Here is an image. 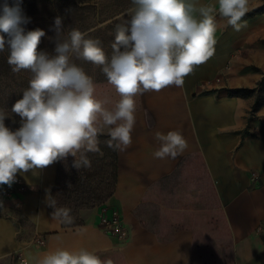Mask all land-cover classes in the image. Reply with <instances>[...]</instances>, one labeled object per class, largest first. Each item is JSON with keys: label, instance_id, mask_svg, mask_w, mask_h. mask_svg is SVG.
<instances>
[{"label": "crops", "instance_id": "0c3cea01", "mask_svg": "<svg viewBox=\"0 0 264 264\" xmlns=\"http://www.w3.org/2000/svg\"><path fill=\"white\" fill-rule=\"evenodd\" d=\"M263 4L249 0L242 20L246 26L238 32L217 16L214 55L185 78L183 87L135 98L132 145L118 151L117 187L106 202L122 213L129 231L126 239L101 228V205L80 211L81 226L65 228L52 218L46 196L55 187L58 161L35 173H17L16 181L26 186L17 196L19 208L13 199L0 196V262L36 264L46 252L83 248L102 262L109 258L106 252L113 251L126 264H208L203 255L212 253L209 240L217 239L213 249L220 264H264V104L253 111L256 93L229 94L255 88L264 78V43L258 27L242 37L244 28L255 26L264 15L249 13ZM93 81L100 85L95 94L105 95L111 109L120 99L114 87L107 79ZM170 130H179L188 148L175 159L154 158L160 146L155 133ZM100 135L109 136L107 129ZM197 171L191 182L188 174ZM253 172L259 175L255 182ZM211 210L223 212L230 237L222 238L219 220L212 222L216 236L197 235L194 223L210 228L205 211ZM38 237L44 238V245L36 243Z\"/></svg>", "mask_w": 264, "mask_h": 264}, {"label": "clouds", "instance_id": "9594fccd", "mask_svg": "<svg viewBox=\"0 0 264 264\" xmlns=\"http://www.w3.org/2000/svg\"><path fill=\"white\" fill-rule=\"evenodd\" d=\"M22 0L0 5V52L9 51L7 63L13 73L29 71V87L11 107L21 126L5 125L7 113L0 109V185L11 187L17 173H34L55 162L74 158L73 167L90 168L87 153H100L98 136L107 129V146L126 151L132 145L136 123V100L148 92L170 86L183 87L185 78L207 62L215 52L217 16L235 31L248 11L249 0H216V4L197 5L196 0H132L127 18H118L112 54L106 55L99 39L73 28L67 37L62 18L54 20V55L40 51L44 30L25 31L30 22L21 7ZM218 5V7H217ZM91 63L101 68L120 97L109 109L108 100L96 97L93 78L73 62ZM159 148L154 158L175 159L188 142L179 130L154 135ZM102 154V153H101ZM71 186V185H69ZM52 218L71 224V210L56 207L49 193ZM0 207L3 201L0 200ZM36 264H112L102 262L86 249H57L46 252Z\"/></svg>", "mask_w": 264, "mask_h": 264}, {"label": "trees", "instance_id": "16d2710c", "mask_svg": "<svg viewBox=\"0 0 264 264\" xmlns=\"http://www.w3.org/2000/svg\"><path fill=\"white\" fill-rule=\"evenodd\" d=\"M24 8L27 14L37 15V17H48L54 22L56 17L62 18L63 33L61 39L67 37V33L76 28L81 32L88 33L92 30L91 16L94 10V4L79 3L75 0H24ZM132 4V3H130ZM264 7L254 9L249 14L263 12ZM55 41L46 43L41 40L38 46L40 51L54 55ZM9 51L6 48L0 52V65L7 71L11 67L7 63ZM24 78V77H23ZM26 79V78H25ZM21 81L17 87H29L28 78ZM256 93V99L253 105V111L259 109L264 104V78L255 88H239L230 90L231 95L249 96ZM110 136H98V147L100 153H87L91 161L90 168L75 169L73 165L74 158L69 156L66 160L59 161L56 184L52 192V199L56 201V207H65L71 210L73 217L71 224L62 223L65 228L81 226L83 221L80 217V211L84 208L100 206L114 195L118 182V151L107 146V140ZM102 153V154H101ZM71 185V186H69ZM52 212L54 211L51 208ZM222 215L223 212L221 213ZM223 236L230 237V226L226 222L218 228ZM103 261L102 258H100ZM124 264H126L124 262Z\"/></svg>", "mask_w": 264, "mask_h": 264}, {"label": "rangeland", "instance_id": "374dc122", "mask_svg": "<svg viewBox=\"0 0 264 264\" xmlns=\"http://www.w3.org/2000/svg\"><path fill=\"white\" fill-rule=\"evenodd\" d=\"M79 3H90L94 4L95 8L93 10L92 16H91V23L93 25V28L90 32L87 33V38H94L99 39L102 43V47L105 50L106 55L110 58L112 54L111 44L114 42L115 38V25L116 23H119L120 20L118 18H127V10L131 7H133L132 0H75ZM264 0H260L262 2ZM24 0L21 2V7L23 9V13L26 17L30 18V22L23 25L25 28V31L35 30L37 28H40L45 31L46 35L41 40H44L46 43H52L54 39L56 38V32L54 30V22L51 21L48 17H43L40 15V17H37V15H29L26 13L24 8ZM4 0H0V5H3ZM8 3L11 5L13 3V0H8ZM264 7L263 5H260L258 8ZM264 12V11H263ZM258 27V30L260 32V40L262 43H264V15H259L258 23H256L255 26L250 27L247 26L246 29L243 30V38L247 36V34L250 33L251 29L254 30L255 27ZM64 35V34H62ZM260 42V43H261ZM73 62L76 63L78 66L82 67L87 75L91 76L93 80H100V79H107L106 76L103 74L100 67L95 66L91 63L84 62L81 60L75 59L73 57ZM32 74L29 71H21L20 73H13L12 69L10 71H4L2 65H0V109H3L8 117L5 119V125L9 127L10 129L17 130L21 126L20 117L11 111L12 105L15 103L17 99L22 98L23 91L26 90V87H17L18 83H21V81H26L31 79ZM24 77V78H23ZM26 78V79H25ZM103 86H107L105 83L101 84ZM100 85L97 84L96 88H100ZM107 88V87H106ZM98 99L105 100V95L97 96ZM108 100V99H107ZM105 107L110 109L109 102L105 105ZM201 168V167H200ZM199 171L201 172V169ZM198 171L197 175L194 174L192 176V172L188 174L189 180L192 182L194 181V177H198ZM201 175V174H200ZM6 185H1L0 188V196L7 200L8 198L5 196V189ZM9 200V199H8ZM85 209V208H84ZM171 212V211H170ZM210 216V228L206 224H203L202 222H199L197 220L195 225V229L198 236H216L215 232V224L212 223L214 220H219L220 224L224 225L225 229V223L224 216L219 213V210H211V211H205ZM195 213H201V212H195ZM175 214V213H173ZM222 235V234H221ZM222 238H228L226 236ZM217 239H211L209 240V243H211L212 253L209 255H203L204 257L207 256L209 259L208 264H220V256L214 253L213 249V243L216 242ZM205 243H208L205 240ZM206 247V245H205ZM106 257H109L106 259L105 262L108 260L112 261V264H124L123 259L121 255L117 252H106ZM0 264H10V262L1 261Z\"/></svg>", "mask_w": 264, "mask_h": 264}, {"label": "built area", "instance_id": "2783aa9c", "mask_svg": "<svg viewBox=\"0 0 264 264\" xmlns=\"http://www.w3.org/2000/svg\"><path fill=\"white\" fill-rule=\"evenodd\" d=\"M259 175L255 172L251 174L252 181H257ZM26 190V186L19 181L12 184L11 187L6 185L4 191L5 196L8 199L14 200V206L20 207L21 203L18 200V195L22 194ZM100 225L104 232L110 236L117 237L119 239H126L129 235L126 223L119 209L108 206L106 204L101 205ZM36 243L41 246L45 244V240L42 237L35 239Z\"/></svg>", "mask_w": 264, "mask_h": 264}]
</instances>
